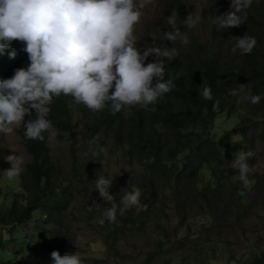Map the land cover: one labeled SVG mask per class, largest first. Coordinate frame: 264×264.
Returning <instances> with one entry per match:
<instances>
[{
    "label": "trees",
    "instance_id": "1",
    "mask_svg": "<svg viewBox=\"0 0 264 264\" xmlns=\"http://www.w3.org/2000/svg\"><path fill=\"white\" fill-rule=\"evenodd\" d=\"M225 3L231 6V0L212 2L211 25L214 36L210 40L211 47L198 43V49L193 54L186 51L179 40L167 41L164 33L172 31L169 24L163 25L161 31L157 30L154 43L153 36L151 37L154 46L175 48L178 55L172 60L161 58L165 64L164 80L171 79L174 87L147 109L135 105L112 114L109 102L102 111L93 113L83 104H76L71 96L54 97L49 105L47 119L51 121L53 128L59 129L60 133L56 136L58 139L72 143V160L68 163V168L67 165L62 167L54 161L48 145L49 132L43 133L44 140L41 141L26 139V129L20 130L25 149L32 159L23 164V171L19 174L22 192L6 200L2 206L0 222L3 231L0 236L8 233L11 236L18 228L22 229L29 219L32 218L30 222H34V216L38 213L46 214L48 218L44 223H52L54 229L46 237L48 240L52 239L46 240L42 248L50 254L59 251L62 255L63 248L73 252L74 241H67L68 229L64 228L60 214L68 206L63 205L62 200L70 198V201L75 194L74 181L90 183L92 194L88 198L92 200L94 197L91 196L94 195L102 201L100 207L93 204L90 206L94 210L91 215L96 216V224L92 226L96 230L101 228L105 231L101 232V236L110 252H118L117 242L133 229L143 230L149 221L164 229V216H167L166 210L171 207L182 220L188 221L201 213L209 217L214 236L206 243L218 241L226 243L227 248L233 246L236 239L224 236L226 230L239 228L244 231L253 222L254 216L259 219L254 224H261L264 228V174H254V192H247L234 182L239 176V170L230 162L239 152L252 151L254 155L247 159V163L254 164L256 141L264 144V126L260 127V123L264 122V0H253L245 10L247 19L244 24L223 30L215 22V17L229 11L226 10ZM168 6L169 16L175 10L176 24L185 26L184 19L190 14L187 0H168ZM203 16H207V8L203 10ZM217 33L220 34L219 37L216 36ZM246 34L256 38L257 44L253 51L242 55L237 49L236 53L240 58L238 63L223 58V47L227 43L235 46L236 41L232 37H243ZM192 37L194 42L196 37ZM23 47L21 42L16 41L0 54V80L12 77L16 69L28 66V55L22 50ZM13 50L16 51V57L10 59L9 54ZM151 62H155V56L151 55L145 61ZM240 85H243L242 89ZM205 88L211 90L210 100L200 95ZM230 89H237L238 95H229ZM246 95H250L248 99H245ZM251 96H260L259 103L252 104ZM74 106L83 114L92 139L104 134L105 139L101 140L99 151L109 139L112 150L123 152L131 165H141L137 180L140 181L141 191L139 204L143 208L138 210V204L120 215V200L124 192L112 185V203L117 205L115 223L105 220L100 225L97 222L103 217L105 210L111 207V203L100 197L95 183L86 177L90 171L88 161L78 160ZM153 107L155 111L151 110ZM220 112L225 113V117L240 114L235 131L243 138L242 143L225 145L215 140L213 134L220 120ZM30 113L25 116V123L36 118L35 111ZM101 159L102 154L98 157L99 166L102 165ZM4 162L5 152L0 148V173ZM133 187L135 186H128L126 189L131 191ZM38 229L34 230L35 233ZM173 232L178 234L179 230L174 228ZM163 236L164 239L159 242V252L151 254L146 264H172L175 256L183 258L181 264L189 259L194 264H208L215 259L200 253V247L187 235L183 238L176 237L173 243L170 230L164 229ZM36 243L38 245L39 242ZM169 243L172 250L163 259L161 254ZM229 252L233 254V251ZM230 259V264H264V249L244 260L233 256ZM51 262L54 264L53 260Z\"/></svg>",
    "mask_w": 264,
    "mask_h": 264
},
{
    "label": "clouds",
    "instance_id": "2",
    "mask_svg": "<svg viewBox=\"0 0 264 264\" xmlns=\"http://www.w3.org/2000/svg\"><path fill=\"white\" fill-rule=\"evenodd\" d=\"M253 0H231L226 13L216 16L221 29L239 27L247 19L245 10ZM150 0H0V54L13 42H21L27 53L29 64L15 70L10 78L0 80V133L10 135L14 125L26 130L28 140H44L43 133L52 134V123L47 119L54 97L71 96L76 104H83L93 113L102 111L110 102V111L116 114L125 107L139 105L147 109L174 87L171 79L165 81L163 59L172 60L178 55L175 48L148 47L142 53L136 47L135 26L142 17V9ZM175 10L167 23L172 31L164 33L167 41L188 43V36L176 27ZM201 15L190 13L184 24L188 29L201 22ZM236 43L232 51L250 54L257 44L256 38L245 35L232 37ZM153 43L155 36L152 37ZM154 55L155 62L145 64ZM16 57V51L9 54ZM243 88V85H240ZM200 95L211 99V90L205 88ZM229 95L237 96V89ZM260 96H251L252 104L259 103ZM240 101L238 100L237 103ZM71 107V105H69ZM30 109L36 118L25 123ZM155 111V107L151 109ZM93 138L91 143H95ZM104 149L100 148V152ZM98 153H94L97 155ZM254 153L239 152L233 166L239 170V179L248 184L250 171L247 159ZM6 160L11 167L5 171L12 180L23 171V159L9 155ZM113 180L98 176L96 191L111 203L100 225L107 220L115 223L117 205L110 189ZM120 215L140 202L141 191L133 187L122 190ZM54 264H82L78 252L61 255L51 253Z\"/></svg>",
    "mask_w": 264,
    "mask_h": 264
},
{
    "label": "rangeland",
    "instance_id": "3",
    "mask_svg": "<svg viewBox=\"0 0 264 264\" xmlns=\"http://www.w3.org/2000/svg\"><path fill=\"white\" fill-rule=\"evenodd\" d=\"M138 2L139 0H137ZM212 2L213 0H187L190 13H199L202 17L201 22L194 30L188 29L186 25L180 27L177 25L179 23L176 24V27L188 36V43H183V45L185 50L190 53L194 54L196 52L198 43L205 47H211L210 40L214 36L211 25ZM225 6L226 10L230 9L228 3H225ZM205 8H207L206 17L203 16ZM168 10V0H150V3L141 10L142 17L139 24L135 26L134 31L136 47L141 53L148 47H154L150 39L152 36H155L157 30L161 31L163 25L168 24ZM192 36L196 37L194 42ZM216 36L219 37L220 34L217 33ZM230 46L227 43L223 47L222 57L229 62H240L236 51L233 52V47ZM249 96L246 95L245 99H248ZM73 109V117L76 124L75 129L77 131V143L75 147L77 156L79 157L78 160H87V165H90V171L86 174V177L95 183V179H98V176H103L113 180L112 185L122 190L128 186L139 188L140 181L138 182L137 177L141 165H131L123 152L112 150L113 148L109 144V139L106 140L107 144L102 146L104 151L100 153L99 146L102 144L101 140L105 139L104 134L96 136V142L91 143L93 139L88 134L83 114L78 110L77 106H74ZM30 111L35 110L30 109ZM244 113L247 115V111ZM224 114L222 112L218 114L220 120L213 134L215 140L225 145H233L236 142L242 143L243 138L238 134V131H235L238 119L240 120V114L237 113L230 117H225ZM263 126L264 122H261L260 127ZM13 129V133L10 135L0 133V148H3L5 152L4 167L0 173V213L6 200L14 198L17 193L22 192L19 175L12 180L7 178L5 171L11 167V164L6 160V157L13 154L18 155L22 157L23 164L32 159L25 149L23 138L20 134V130L23 129L22 124L14 125ZM58 133H60L59 129L52 127V134L50 135L49 133L48 139L50 153L57 164L62 167L67 165L68 168V163L72 160V143L68 140L58 139L56 137ZM256 146L254 164L249 165L248 184L245 185L240 181L239 176L234 179L235 183H238L247 192L252 193L254 192L252 189L254 174L256 172L264 174V144L262 141L257 140ZM94 153L98 154L94 155ZM101 154L102 165L99 166L98 157ZM234 160L232 159L230 162L233 164ZM73 189L75 190V194L71 200L68 201L70 198H66L65 201L62 200L61 202L63 205L68 206L62 210L60 218L65 225L64 228L68 229L69 238L67 241H74L75 249H73V252H69L63 248L62 256L78 252L82 259V264H146L145 262H147L151 254L159 252V242L164 239V229L171 231V243H173L176 237L183 238L187 235L193 243L200 247V253L205 257L213 256L215 258L208 264H230L232 256L244 260L251 254L260 253L264 249V228L261 224L258 226L254 224L259 221L257 216L253 217V222L244 231L239 228H232L230 231L226 230L224 232V236L235 237L236 239V243L227 248L226 243L218 241L206 243L210 237L214 236L209 217L201 213L190 218L188 221L182 220L175 215L171 207L166 210L167 216H164V229L158 228L154 222L149 221L143 230L133 229L125 238L118 241L116 244L118 252H110L101 236V232L105 231L101 228L96 230L92 226L96 224V216L91 215V212L94 210L90 206L93 204L95 207H100L102 201L94 195L91 196L94 197L92 200L88 198L92 194L90 190L91 185L88 182L74 181ZM137 208L139 210L143 206L141 207L139 204ZM260 213L263 214V212ZM33 215H35V212ZM47 218L46 214L41 215L38 213L34 216V222H30L32 218L29 219L22 229L19 230L18 228L17 232H14L11 236L9 233L0 236V264H51V254L42 248L46 240H48L46 237L54 229L52 223H44V220ZM40 225L42 226L40 227ZM174 228L179 230L178 234L173 232ZM36 229L38 230L35 233L34 230ZM2 231V224L0 222V234ZM36 241L39 242L38 245ZM199 242H201V245ZM171 243L165 246L164 252L161 254L163 259L172 250ZM229 250L233 251L232 255ZM182 259L181 256H175L172 264H181ZM156 260L162 262V260ZM184 264H194V262L189 259Z\"/></svg>",
    "mask_w": 264,
    "mask_h": 264
}]
</instances>
